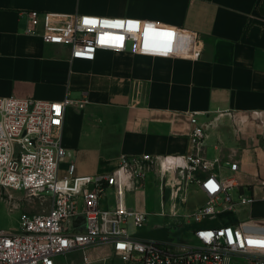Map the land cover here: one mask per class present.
Segmentation results:
<instances>
[{
  "label": "crops",
  "instance_id": "0c3cea01",
  "mask_svg": "<svg viewBox=\"0 0 264 264\" xmlns=\"http://www.w3.org/2000/svg\"><path fill=\"white\" fill-rule=\"evenodd\" d=\"M262 2L0 0V97L51 102L87 99L84 109H66L63 127V145L71 159L68 166L74 164L79 176L112 172L126 156L190 154V114L198 113L203 124L224 113L208 129L206 155L213 147L214 159L221 160L220 174L226 170L224 166L231 172L230 164L239 163L234 174L246 183L237 182L242 192L255 198L248 206V219H264ZM31 10L159 23L196 35L201 55L190 58L103 50L94 61L72 60L68 46L46 44L41 36L27 33L25 12ZM135 90L145 92L140 107L132 106ZM253 112L262 114L263 124L252 117ZM151 182L150 175L138 192L150 188ZM195 188L203 201L191 211L207 202ZM113 194V189L103 191L102 206L114 204ZM128 205L151 212L143 201L128 200ZM242 209L219 213L213 223L243 221L238 217Z\"/></svg>",
  "mask_w": 264,
  "mask_h": 264
},
{
  "label": "built area",
  "instance_id": "2783aa9c",
  "mask_svg": "<svg viewBox=\"0 0 264 264\" xmlns=\"http://www.w3.org/2000/svg\"><path fill=\"white\" fill-rule=\"evenodd\" d=\"M25 14L27 33L41 36L46 44L68 46L72 60L94 61L103 50L190 58L201 55L196 35L159 23L37 10ZM144 99V90H135L132 106L140 107ZM87 103V99L51 102L0 97V188L21 191L30 200L51 201L48 212L25 213L17 228H0V264H58L57 257L72 252H82L84 264L107 261L88 259V250L100 248L110 249L122 264H264V219L212 222L219 213L238 212L255 202L234 177L226 179L220 174L219 158L206 155L208 129L224 113L203 124L198 113L190 114V154L126 156L112 172L97 175L79 176L70 164L63 175L61 163L70 156L63 145L66 109H84ZM252 117L262 123L260 112H253ZM230 170L238 172L239 163L232 162ZM150 175L158 177L164 199L169 193L167 212L159 214L181 218L177 233L187 226L192 235L189 244L136 237L163 227L168 228L169 238L176 237L169 224L149 228L150 214L128 205V194L143 188ZM193 187L207 202L189 212L187 196ZM233 188L239 191L237 198L231 193ZM106 189L114 192L110 207L101 204ZM43 193L52 197L47 199ZM162 206L166 207L165 200ZM210 221L212 224H206ZM129 223L136 228L134 235L128 230Z\"/></svg>",
  "mask_w": 264,
  "mask_h": 264
},
{
  "label": "rangeland",
  "instance_id": "374dc122",
  "mask_svg": "<svg viewBox=\"0 0 264 264\" xmlns=\"http://www.w3.org/2000/svg\"><path fill=\"white\" fill-rule=\"evenodd\" d=\"M216 152L213 147H209L207 150L208 159H214ZM71 162V159L67 158L61 163V172L64 175L66 169L68 168V164ZM225 167V171L222 174L224 178H236V180L240 184H245L246 179L237 176L236 174L230 172ZM236 175V176H235ZM152 179L151 187L138 192L134 191L128 194V200H139L143 201L149 206H151V212L149 213V226L148 227H161L163 225L169 224L170 229L175 233V238L170 236L171 240H175L177 244L185 245L189 244V240L192 239V235L189 232V228L185 226V230L177 233V223H180L181 218H173L168 213L167 215H160L159 213L166 211L169 207V193L166 194L165 199L163 198L160 182L158 181V177L155 176ZM189 199L187 202V211H191L193 207L199 205L203 200L201 194L196 190L195 187L189 190ZM232 195L237 198L239 195V191L236 188L231 189ZM247 194V193H246ZM249 195V194H247ZM43 196L47 199L52 197L51 193H43ZM166 202V207L162 206V203ZM51 206V201H47L45 203L34 201L28 199L23 192L21 191H13L8 189L0 188V228L3 229H12L17 228L19 226L20 216L25 213H44L48 212ZM249 207L246 209H242L238 213V217L240 220H245L250 218ZM213 222V221H212ZM212 222H207L206 224H212ZM182 223V222H181ZM129 232L134 235L136 228L132 223L128 224ZM88 259L89 260H99L105 259L107 261H97L92 264H122L115 257H113L110 249L108 248H100L96 250H88ZM58 264H84L85 255L82 252H72L68 255H62L56 258Z\"/></svg>",
  "mask_w": 264,
  "mask_h": 264
},
{
  "label": "water",
  "instance_id": "95a60500",
  "mask_svg": "<svg viewBox=\"0 0 264 264\" xmlns=\"http://www.w3.org/2000/svg\"><path fill=\"white\" fill-rule=\"evenodd\" d=\"M168 228L163 227V228H155V229H150L142 233L136 234V237L138 238H143V239H155V240H169L170 238L167 235Z\"/></svg>",
  "mask_w": 264,
  "mask_h": 264
},
{
  "label": "trees",
  "instance_id": "16d2710c",
  "mask_svg": "<svg viewBox=\"0 0 264 264\" xmlns=\"http://www.w3.org/2000/svg\"><path fill=\"white\" fill-rule=\"evenodd\" d=\"M259 11L264 15V2H262V4L260 5Z\"/></svg>",
  "mask_w": 264,
  "mask_h": 264
}]
</instances>
